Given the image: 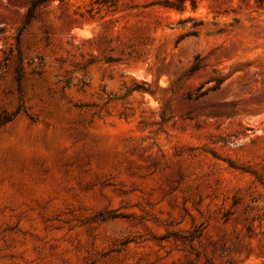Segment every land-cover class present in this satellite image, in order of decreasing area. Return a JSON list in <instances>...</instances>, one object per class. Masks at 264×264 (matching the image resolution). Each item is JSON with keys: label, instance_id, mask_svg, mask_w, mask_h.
I'll return each mask as SVG.
<instances>
[{"label": "rangeland", "instance_id": "1", "mask_svg": "<svg viewBox=\"0 0 264 264\" xmlns=\"http://www.w3.org/2000/svg\"><path fill=\"white\" fill-rule=\"evenodd\" d=\"M101 1L0 0V264H264V0Z\"/></svg>", "mask_w": 264, "mask_h": 264}, {"label": "trees", "instance_id": "2", "mask_svg": "<svg viewBox=\"0 0 264 264\" xmlns=\"http://www.w3.org/2000/svg\"><path fill=\"white\" fill-rule=\"evenodd\" d=\"M52 1V0H51ZM101 3H103L104 5H106V4H110V5H112L113 3H114V0H102L101 1ZM179 3H180V7H177V6H175V5H173V6H167L168 8H173V9H177L178 11H182L184 8V3H185V0H179ZM182 5V6H181ZM192 5H193V2H192ZM174 7H176V8H174ZM194 7V6H193ZM133 91H138V90H133ZM142 92H147V93H150V94H152V92H150V90H148V89H143L142 90Z\"/></svg>", "mask_w": 264, "mask_h": 264}]
</instances>
